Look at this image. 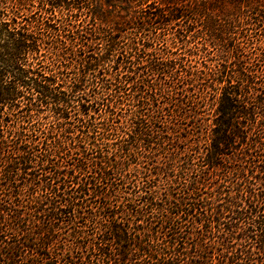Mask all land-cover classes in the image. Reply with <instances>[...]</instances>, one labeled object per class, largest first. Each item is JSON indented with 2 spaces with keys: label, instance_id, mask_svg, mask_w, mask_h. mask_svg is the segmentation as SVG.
I'll return each mask as SVG.
<instances>
[{
  "label": "trees",
  "instance_id": "obj_1",
  "mask_svg": "<svg viewBox=\"0 0 264 264\" xmlns=\"http://www.w3.org/2000/svg\"><path fill=\"white\" fill-rule=\"evenodd\" d=\"M0 264H264V0H0Z\"/></svg>",
  "mask_w": 264,
  "mask_h": 264
}]
</instances>
